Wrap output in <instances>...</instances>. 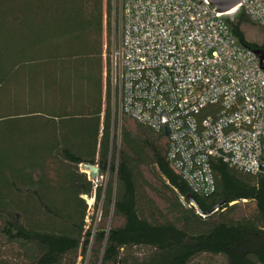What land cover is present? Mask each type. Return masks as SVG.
<instances>
[{"label": "trees", "instance_id": "16d2710c", "mask_svg": "<svg viewBox=\"0 0 264 264\" xmlns=\"http://www.w3.org/2000/svg\"><path fill=\"white\" fill-rule=\"evenodd\" d=\"M115 16L113 0H0V264H264V176L212 158L215 191L191 190L168 135L120 111ZM227 22L264 49L245 10Z\"/></svg>", "mask_w": 264, "mask_h": 264}, {"label": "built area", "instance_id": "2783aa9c", "mask_svg": "<svg viewBox=\"0 0 264 264\" xmlns=\"http://www.w3.org/2000/svg\"><path fill=\"white\" fill-rule=\"evenodd\" d=\"M234 9L219 12L209 0L118 5L110 76L120 111L168 129L171 166L201 195L215 191L212 158L264 176V70L227 22L243 9L264 27V0Z\"/></svg>", "mask_w": 264, "mask_h": 264}, {"label": "water", "instance_id": "95a60500", "mask_svg": "<svg viewBox=\"0 0 264 264\" xmlns=\"http://www.w3.org/2000/svg\"><path fill=\"white\" fill-rule=\"evenodd\" d=\"M210 3L212 4V6L219 12H229L232 9L236 8L238 6V4L240 3V0H209ZM259 58L260 61V65L262 67V69L264 70V49H257L253 51ZM165 134L168 135V129H165ZM82 168L88 170L89 173V179L94 181L96 184L100 183V169L99 166L96 164H82L81 165ZM180 202L184 205L187 206V202L185 201V199L183 198V196L181 194H179L178 192H176ZM83 198L85 200L88 199L87 195H83Z\"/></svg>", "mask_w": 264, "mask_h": 264}, {"label": "rangeland", "instance_id": "374dc122", "mask_svg": "<svg viewBox=\"0 0 264 264\" xmlns=\"http://www.w3.org/2000/svg\"><path fill=\"white\" fill-rule=\"evenodd\" d=\"M115 2H116V5H119V0H113V4H115ZM115 18H117L118 19V16H115ZM115 18H114V20H115ZM117 22V21H116ZM119 27H118V24H117V26H116V34H115V31H113L112 32V35H111V40H110V49H111V52L110 53H112V50H113V45H114V43L117 45L118 44V42H119ZM109 39V38H108ZM109 41V40H108ZM109 47V46H108ZM108 54V56H109V52L107 53ZM113 56H114V54H113ZM105 57H106V54H105ZM111 59V58H110ZM106 60V59H105ZM105 76H106V74H105ZM80 170L81 171H83V172H85V173H87V175L89 176V171L88 170H86V169H84V168H82V167H80ZM107 177H108V175L107 174H104V175H102L101 174V176H100V178H99V180H100V182H101V184H103L105 181H106V179H107ZM94 184H95V182H94ZM96 187V186H95ZM86 202H87V204L89 205V211H88V215H87V218H86V221L88 222V224H90L91 222H92V216H94L95 215V210H94V202H95V199H94V197H88V199L86 200ZM98 217H99V214L97 215ZM200 264H209L208 263V259L206 258V257H202L201 259H200ZM219 259L218 260H216L214 263H216V264H218L219 263Z\"/></svg>", "mask_w": 264, "mask_h": 264}, {"label": "bare ground", "instance_id": "6f19581e", "mask_svg": "<svg viewBox=\"0 0 264 264\" xmlns=\"http://www.w3.org/2000/svg\"><path fill=\"white\" fill-rule=\"evenodd\" d=\"M235 9H232L230 12H233Z\"/></svg>", "mask_w": 264, "mask_h": 264}]
</instances>
